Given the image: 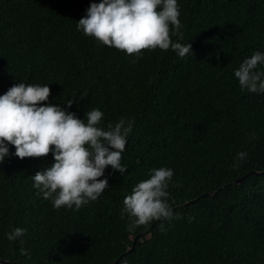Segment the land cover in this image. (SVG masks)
Masks as SVG:
<instances>
[{
	"label": "trees",
	"instance_id": "trees-1",
	"mask_svg": "<svg viewBox=\"0 0 264 264\" xmlns=\"http://www.w3.org/2000/svg\"><path fill=\"white\" fill-rule=\"evenodd\" d=\"M100 2L0 0V95L20 83L49 85L46 103L79 119L99 109L105 129L122 117L133 122L121 161L127 171L108 166L100 178L108 188L79 210L55 209L33 186L32 176L54 163L51 153L21 160L8 145L0 164V260L264 264V92L241 89L234 75L264 53V0H177L183 40L172 39L192 49L183 58L171 49L137 58L85 36L77 23ZM160 167L174 170L168 191L176 218L130 232L123 201ZM251 172L262 174L232 184ZM17 227L26 233L10 242Z\"/></svg>",
	"mask_w": 264,
	"mask_h": 264
},
{
	"label": "clouds",
	"instance_id": "clouds-1",
	"mask_svg": "<svg viewBox=\"0 0 264 264\" xmlns=\"http://www.w3.org/2000/svg\"><path fill=\"white\" fill-rule=\"evenodd\" d=\"M177 0H101L91 3L86 16L77 23L78 30L93 37L102 45L140 57L144 50L171 49L181 58L190 52L191 45L174 42L172 37L183 40ZM264 53H253L245 59L235 77L241 89L264 92ZM50 97L49 85L20 83L0 95V164L9 155L8 145L15 147V156L25 158L47 157L54 163L36 172L34 187L51 200L55 209L67 207L77 210L90 201H96L108 188L104 176L108 166L122 175V154L132 130V121L122 117L119 122L101 127L103 112L93 109L85 119L77 118L59 106L46 103ZM73 101L66 103L71 108ZM247 153L237 154L243 161ZM234 167H239L235 164ZM174 170L168 167L154 168L149 178L139 182L123 201L122 217L129 218L128 231L153 221H170L175 217L169 203V183ZM164 230L163 223L160 224ZM26 229L17 227L7 234L16 241ZM20 254L30 258L23 247Z\"/></svg>",
	"mask_w": 264,
	"mask_h": 264
},
{
	"label": "water",
	"instance_id": "water-1",
	"mask_svg": "<svg viewBox=\"0 0 264 264\" xmlns=\"http://www.w3.org/2000/svg\"><path fill=\"white\" fill-rule=\"evenodd\" d=\"M263 173H264V172H263ZM250 174L254 175V174H262V173H256V172L248 173V174L245 175L244 177H242V178L237 179L236 181H234L232 184H233V185H238V184H240L241 181H242L246 176H248V175H250ZM205 195L210 196V195H212V193L205 194ZM193 202H194V201H193ZM193 202H192V203H193ZM189 203H191V202H189ZM189 203H186V205L189 204ZM144 235H145V234H140V235H138L137 237H135V238L133 239L131 249L133 248L135 242H136L140 237H142V236H144ZM0 264H17V263L9 262V261H5V260H0Z\"/></svg>",
	"mask_w": 264,
	"mask_h": 264
}]
</instances>
